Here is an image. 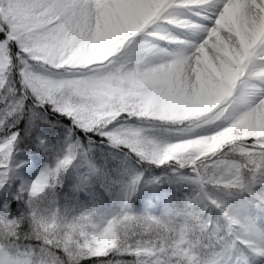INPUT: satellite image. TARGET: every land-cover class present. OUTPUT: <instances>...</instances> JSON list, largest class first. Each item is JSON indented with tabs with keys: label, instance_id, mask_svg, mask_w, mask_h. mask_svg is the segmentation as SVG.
Segmentation results:
<instances>
[{
	"label": "snow or ice",
	"instance_id": "snow-or-ice-1",
	"mask_svg": "<svg viewBox=\"0 0 264 264\" xmlns=\"http://www.w3.org/2000/svg\"><path fill=\"white\" fill-rule=\"evenodd\" d=\"M0 264H264V0H0Z\"/></svg>",
	"mask_w": 264,
	"mask_h": 264
}]
</instances>
